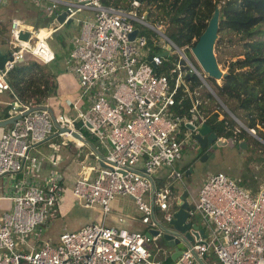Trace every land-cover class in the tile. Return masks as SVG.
Listing matches in <instances>:
<instances>
[{
    "label": "built area",
    "instance_id": "1",
    "mask_svg": "<svg viewBox=\"0 0 264 264\" xmlns=\"http://www.w3.org/2000/svg\"><path fill=\"white\" fill-rule=\"evenodd\" d=\"M18 1L13 0L14 4ZM28 1L53 15L46 25L11 16L8 58L0 67V93H13L8 72L20 61L48 64L55 60L56 49L49 38L63 26L57 19L62 10H66L63 22L77 19L68 39L71 47L65 70L77 78L79 89L72 102L73 114L54 115L44 102L21 100L13 94L8 117L20 116L0 135V176L22 170L25 160L35 162L30 147L51 134L56 124L69 128L63 133L72 137L71 130L80 120L107 152L96 156L92 177L80 174L75 178L72 192L85 206H98L103 218L117 195H128L141 213L140 220L149 227L130 229L118 216L116 224L90 221L64 230L55 244L44 240L36 246L24 241L26 247L18 248L16 234L34 230L60 201L57 177L43 185L31 179L22 190L0 195L12 200V206L0 212V264H204L209 253L217 258L214 264H264V181L253 191L223 171L208 174L195 196L189 192L193 206L187 221L198 224L197 239L189 241L169 263L168 250L161 257H151L145 245L163 232L156 208L168 222L182 190L189 191L181 184L174 192V180L183 183L176 161L183 144L208 117L193 96L198 82L209 87L206 73L184 52L185 48L191 51L193 43L179 46L166 34L163 19L150 22L146 0H127L125 6L101 0ZM21 32L27 36L21 37ZM187 98L191 105L181 112ZM214 111L218 112L217 107ZM243 128L255 134L254 127ZM149 229L157 231L147 236Z\"/></svg>",
    "mask_w": 264,
    "mask_h": 264
},
{
    "label": "trees",
    "instance_id": "2",
    "mask_svg": "<svg viewBox=\"0 0 264 264\" xmlns=\"http://www.w3.org/2000/svg\"><path fill=\"white\" fill-rule=\"evenodd\" d=\"M101 1L105 4L127 5V0ZM146 2L150 14H155L157 19H166L175 25V31L170 37L179 46L186 43L194 44L205 28L215 5L221 4L219 38L215 49H218L224 36L235 34L242 40L243 50L227 61L226 74L222 77L221 83H217L215 78L209 79L216 94L226 105L237 106V109L231 110L234 115L245 120L246 126L257 129L258 135L264 138V0H146ZM68 25L62 26V30L59 28L52 35L59 37L60 48L69 51L70 43L62 33L63 28L66 29ZM58 50L59 48L56 49L55 60L59 54ZM44 66L46 65L34 60H24L8 72L11 88L19 99L42 103L55 92L57 73L54 68L48 70ZM190 105L191 100L187 98L183 101L184 109L180 111L185 112V108ZM219 114V111H208L206 120L212 130L218 136H232L236 141L244 139L246 135L244 129L240 128L237 133L233 131L236 119L225 116L219 119ZM82 131L86 135L89 134L84 128ZM184 169L186 171V168ZM236 180L239 184L247 186ZM252 190L255 191L256 187ZM166 261L171 262V257L168 256Z\"/></svg>",
    "mask_w": 264,
    "mask_h": 264
},
{
    "label": "rangeland",
    "instance_id": "3",
    "mask_svg": "<svg viewBox=\"0 0 264 264\" xmlns=\"http://www.w3.org/2000/svg\"><path fill=\"white\" fill-rule=\"evenodd\" d=\"M15 4L16 5H14L13 0H8L7 7L8 6L11 7L13 5L15 9L17 8V5L19 3L17 4L16 2ZM52 15L53 14H48L45 11H42V14L40 12V18H43L44 23H47L46 21H48ZM148 18L150 22L155 21L156 19L155 14L154 15L151 14ZM163 20L165 22V32L168 36H170V34L175 31V25L167 22L166 19ZM30 21L32 22L34 20L30 19ZM32 23L37 24V22H32ZM74 27H75L74 23L71 22L68 25V27H66V29L63 28L64 31H62V33L64 34L65 38L69 39V36L71 35V31ZM51 37L52 38L49 39V43L54 47V49L59 48L58 50L59 54L55 61H52L48 64H44L46 65L44 67L48 70L54 68L55 72L57 73L60 70V68L65 70V65L68 63L67 62L68 51L66 50V48L62 49L59 47V43H60L59 37H57L55 34L52 35ZM4 42L6 43L5 44L6 47H8L6 37H4ZM56 45H58V47ZM70 47L71 44L69 45V48ZM242 50H243L242 40L239 38L238 35L227 34L226 36L223 37V40L218 46V49L217 50L215 49V53L220 63V66L224 71H226L225 65L228 63L227 61H229L230 58L236 57L237 54L242 52ZM184 52H186V54L193 60L194 64L197 66L198 63L195 60V57L192 55L191 51L185 48ZM60 65H62V67ZM209 78L210 77H207L208 85L213 89L212 91L215 92V89L213 88ZM221 79L222 78H218L215 79V81L217 83H221ZM200 82L202 81L200 80ZM197 90L198 91L193 92V96L198 99L200 112L204 116H208V111L210 110L214 111L215 108L217 107L218 111L220 112L219 115L220 117L221 116L223 117L225 116L227 118L232 117L231 113H229L225 109V107L219 102L217 97L213 94V92L209 89V87L205 83L202 84L197 83ZM226 106L227 107L229 106L228 108L231 110L235 108L237 109V106L232 104ZM239 120L246 125L245 120L243 121V119L240 118ZM76 122L82 125V122L80 120H77ZM235 122H236L235 127L244 129L243 126L240 125L238 121L235 120ZM184 130L185 127L183 126L182 131L184 132ZM244 131L246 135L242 140L246 143L245 145H240V146H231L228 144L215 145V148H213V152L210 155L204 157L203 159L199 157V155L201 154L200 153L201 148L197 144H195L194 139L190 137V141L183 144L181 161H185L184 163L186 164L192 162L191 163L193 166L192 171L188 175H186L184 169L185 166L182 167L178 166L177 164H179L180 162L176 164L178 168H180L183 174V178H182L183 183H181L179 179H175L173 182L174 190H180L181 184H185L189 186L190 190H193L203 181V179H205V177L208 174L216 171H223L229 176L238 179L243 184H247V186L251 190L253 189L252 187L256 186V182L261 183L262 181H264V138L258 135L257 129L255 130V134L253 132L250 133L247 129H244ZM89 135L91 138H93L95 144H98V148H100V150L105 152V148L103 147L102 142L95 136L91 135L90 133ZM63 138H64L63 135H60V139L62 140ZM51 142L52 140L49 141L46 140L45 142L43 141L44 144L42 143L40 145L35 146L36 149L34 150L44 149L45 151H54L53 147L48 148V146H52ZM83 148H85V146H83ZM57 172L60 177L61 176V174H59L60 172L59 171ZM163 183H165V179L162 180L161 183L159 184H163ZM59 190L63 191L64 186L60 185ZM64 193L65 196L67 197L68 190H65ZM60 198H62V194L60 195ZM119 200H120L119 203L116 205L117 207H114L113 203L111 204L112 212H117V210H119V211H123V213L129 215L130 217L133 216L131 227H133L134 229L145 231L149 227V223H144L140 220L139 217L141 213L136 208L133 199L127 195L126 197H122V196L119 197ZM9 206L10 203L7 201H5V203L4 202L0 203V212L4 208ZM155 214L159 223L162 222L163 224H168V222L164 219V213L161 210L156 208ZM90 216H92L94 221H97L99 223H101L103 220V212L100 208H98L97 206H85L83 203L78 201L77 196L75 195V200L73 201V205L66 213L63 212L61 213L60 208L56 207L55 205L52 208H50L49 214L45 216V222L39 224L37 227H35L34 230H32L29 233L16 234L15 236L16 246L18 248L26 247L24 241H29L32 243L34 242L37 245L38 243L41 244L44 240H49L50 242L55 244L58 241L59 234L62 231L78 228L82 222L88 221L90 219L89 218ZM193 218L196 219V216H194ZM106 221L110 222V217H108ZM145 245L151 252V257H161L167 252V245L164 239L162 238V236H159L156 239L147 240L145 242Z\"/></svg>",
    "mask_w": 264,
    "mask_h": 264
},
{
    "label": "crops",
    "instance_id": "4",
    "mask_svg": "<svg viewBox=\"0 0 264 264\" xmlns=\"http://www.w3.org/2000/svg\"><path fill=\"white\" fill-rule=\"evenodd\" d=\"M7 4L8 0H6L5 3H0V52L2 53L8 52L9 50V44L8 47H6L4 37L7 38L8 43L7 34L10 18L12 15L19 16L23 22H37L38 25H46L51 20L50 18L48 21H46L47 23H44L43 18H40V12L42 14L43 10L29 1L25 2V0H19L17 2V8L15 9L13 5L11 7H7ZM30 19L34 21L31 22ZM60 66L62 67V65ZM55 82L56 90L54 93L50 94V96L47 97V99L44 101V104L50 108L54 115L62 113L73 114L74 110L72 109V102L75 100L79 89L77 78L73 73L60 68V70L55 75ZM13 94L14 92L12 93L10 90H5L0 93V120L8 118V108L13 99ZM10 125L11 123L0 125V135L3 132L7 131ZM74 128V130L79 132L87 141L81 140L73 134L72 137L67 136L64 133H61L59 128L55 126L51 134H49L45 139L32 144V146L30 147L29 153L36 156L35 162L31 163L30 160H25L22 170L12 171L0 176V195L8 193L14 194L18 190H22L23 187L27 185V182L31 179L37 180L38 183L43 185L50 178L57 177L60 181V185L64 186V190H61L62 198H60L61 200L56 205V207L60 208L61 213H66L73 205V201L75 200V195L71 189L75 178L80 174L92 177L96 173V167L98 165L96 156L103 155L107 152V147L104 144L103 147L105 148V152L98 148V144H95L93 138H91L89 134L86 135L82 131V128H84L88 132V130L84 126L75 122ZM60 135H63L64 137L62 140L60 139ZM46 140H52V146H48V148L53 147L54 151H45L44 149L34 150L36 149L35 146L42 144L43 141L45 142ZM83 146H85V148H83ZM53 160L56 161L53 162ZM181 160L182 157L176 162V164L179 162L181 163H179L180 165L177 164L178 166H186V170L191 167L192 162L186 164L184 163L185 161ZM57 171L60 172V177ZM28 174H31V176H28ZM199 185L193 190H190L188 186L191 195H196ZM259 185L260 182L256 184V189ZM255 187L252 188L254 189ZM65 190H68L67 197L64 193ZM121 196L126 197L127 195H117L111 202V204L113 203L114 207H117L116 205L119 203V197ZM5 201L9 202L10 206L4 208L3 210L8 209L12 206L11 199L0 198V203H5ZM118 216L123 217V221L121 222V224L130 229H134L133 227H131L133 216L130 217L129 215L123 213V211L119 210H117V212H112V206L109 213L105 218H103L102 221H104L106 224H116ZM108 217H110V222L106 221ZM89 218L90 219L88 221L82 222L80 225L90 221H94L92 216H90ZM27 243L36 245V243L34 242L32 243L27 241ZM39 244L40 243H38L36 246H38ZM215 258L216 257L212 253H209L204 259V264H214L217 261V258Z\"/></svg>",
    "mask_w": 264,
    "mask_h": 264
},
{
    "label": "water",
    "instance_id": "5",
    "mask_svg": "<svg viewBox=\"0 0 264 264\" xmlns=\"http://www.w3.org/2000/svg\"><path fill=\"white\" fill-rule=\"evenodd\" d=\"M220 7L221 4L217 3L210 14V17L207 20V24L203 31L200 33L196 42L191 46L192 54L194 55L196 61L206 73L207 77L211 78H222L226 71L222 69L218 58L215 53V44L219 37V28H220ZM66 15V10H62L58 15L57 19L60 23H63V26H67L69 22L76 23L77 19L72 18L64 21V17ZM138 28H135L131 34V37L135 35ZM27 32H21V37H26ZM8 58L7 52H0V67L3 66L4 61ZM182 62V60H181ZM187 77H189V73H187ZM210 87V86H209ZM210 90L213 89L210 87ZM213 94L224 104V102L220 99V97L212 91ZM225 107H227L224 104ZM229 112L235 117L236 120L240 124H242L245 128L246 125L239 120L234 113L228 109ZM20 115H13L11 117L0 120V125L13 123L16 118ZM190 128L194 129L193 124L186 123ZM60 132L70 131L69 128L59 126ZM71 133L81 140L87 141L82 135L76 130H71ZM192 137L197 142V145L203 149L212 144L215 145H231V146H240L245 145L246 143L243 140L236 141L232 136L221 138L218 134L212 130L210 124L207 121L201 122L194 132L192 133ZM209 155V153L204 154L202 159ZM192 168L189 167L185 174L188 175L191 172ZM154 187V186H153ZM176 209L173 211V216L171 220L168 221V224L159 223L160 228L163 230L161 236L164 239L167 250L170 252V257L174 260L185 248V246L189 243V241H193L197 239L198 232L194 229H198V224L196 222L187 221L189 216L188 212L193 206V202L189 199V191L187 189L183 190L176 205ZM170 225V226H169ZM172 227V228H170ZM157 231V229H149L146 231V235L150 236L151 232ZM202 234H204V230L200 228L199 230ZM176 235V237H173Z\"/></svg>",
    "mask_w": 264,
    "mask_h": 264
},
{
    "label": "flooded vegetation",
    "instance_id": "6",
    "mask_svg": "<svg viewBox=\"0 0 264 264\" xmlns=\"http://www.w3.org/2000/svg\"><path fill=\"white\" fill-rule=\"evenodd\" d=\"M213 148H215V144H212V145H210V146H207V147H205V148H203V149H201V151H200V155H199V157H203L204 156V154H206V153H209V155L213 152ZM193 166H192V164H191V168H192Z\"/></svg>",
    "mask_w": 264,
    "mask_h": 264
},
{
    "label": "bare ground",
    "instance_id": "7",
    "mask_svg": "<svg viewBox=\"0 0 264 264\" xmlns=\"http://www.w3.org/2000/svg\"><path fill=\"white\" fill-rule=\"evenodd\" d=\"M44 30V29H43Z\"/></svg>",
    "mask_w": 264,
    "mask_h": 264
},
{
    "label": "clouds",
    "instance_id": "8",
    "mask_svg": "<svg viewBox=\"0 0 264 264\" xmlns=\"http://www.w3.org/2000/svg\"><path fill=\"white\" fill-rule=\"evenodd\" d=\"M225 104V103H224Z\"/></svg>",
    "mask_w": 264,
    "mask_h": 264
}]
</instances>
